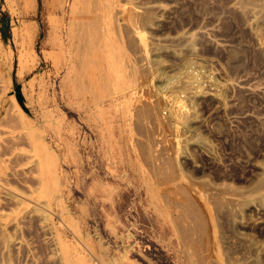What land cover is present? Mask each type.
Returning <instances> with one entry per match:
<instances>
[{
  "label": "rangeland",
  "instance_id": "374dc122",
  "mask_svg": "<svg viewBox=\"0 0 264 264\" xmlns=\"http://www.w3.org/2000/svg\"><path fill=\"white\" fill-rule=\"evenodd\" d=\"M3 16L0 264H264V0Z\"/></svg>",
  "mask_w": 264,
  "mask_h": 264
},
{
  "label": "trees",
  "instance_id": "16d2710c",
  "mask_svg": "<svg viewBox=\"0 0 264 264\" xmlns=\"http://www.w3.org/2000/svg\"><path fill=\"white\" fill-rule=\"evenodd\" d=\"M0 21H1V24H0L1 36L4 39H7L9 37V34H10L8 19L5 16H3V17H0Z\"/></svg>",
  "mask_w": 264,
  "mask_h": 264
},
{
  "label": "built area",
  "instance_id": "2783aa9c",
  "mask_svg": "<svg viewBox=\"0 0 264 264\" xmlns=\"http://www.w3.org/2000/svg\"><path fill=\"white\" fill-rule=\"evenodd\" d=\"M164 111H165V109H164Z\"/></svg>",
  "mask_w": 264,
  "mask_h": 264
}]
</instances>
